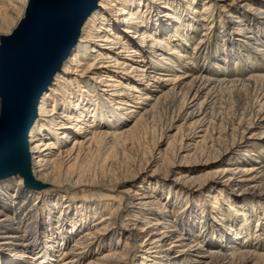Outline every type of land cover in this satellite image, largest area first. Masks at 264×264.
<instances>
[{
  "label": "bare ground",
  "instance_id": "6f19581e",
  "mask_svg": "<svg viewBox=\"0 0 264 264\" xmlns=\"http://www.w3.org/2000/svg\"><path fill=\"white\" fill-rule=\"evenodd\" d=\"M28 1L0 0V38L13 31ZM197 1L95 0L39 96L26 173L10 159L0 168V264H52L57 247L60 264H264V255L227 249L251 236L254 219L257 233L264 223V162L249 165L256 141H264V68L247 78L214 66L176 78L156 72L176 71L166 55H181L152 31L163 39L183 23L184 2L189 10L193 4L194 24L203 21ZM245 1L210 0L206 11L216 7L232 25L247 6V14L264 20L260 5ZM252 16L240 17L235 32L240 37L247 19L248 49L264 60ZM227 50L230 66L241 53L232 42ZM123 53L144 63L126 86L117 74L126 65ZM148 136L152 148L130 155ZM67 137L75 144L64 150Z\"/></svg>",
  "mask_w": 264,
  "mask_h": 264
},
{
  "label": "water",
  "instance_id": "95a60500",
  "mask_svg": "<svg viewBox=\"0 0 264 264\" xmlns=\"http://www.w3.org/2000/svg\"><path fill=\"white\" fill-rule=\"evenodd\" d=\"M95 0H29L13 31L0 38V168L25 174L27 134L41 92L67 55Z\"/></svg>",
  "mask_w": 264,
  "mask_h": 264
},
{
  "label": "rangeland",
  "instance_id": "374dc122",
  "mask_svg": "<svg viewBox=\"0 0 264 264\" xmlns=\"http://www.w3.org/2000/svg\"><path fill=\"white\" fill-rule=\"evenodd\" d=\"M210 0H198L196 7L198 10V16H200L201 18L205 19L203 21H200L196 24H194V21L191 20V15L190 13H192L190 10L191 8H193V4L189 5L190 6V10L186 9V6L188 5L187 2H184L183 5V11L182 15H178L182 18H184L183 23H178L177 27L174 28L172 27V21H173V15H169L168 17L166 16V22L169 24L168 26L172 29L169 30V32H167L164 36L163 39L158 38V32L152 31L153 36L157 39V40H162V42L168 46L170 49H173L177 51H175L176 53H178L179 55H183V57L180 56V58L173 56V55H166V58H170L172 60H174V66L176 68V71H164V70H157L156 72L158 73L157 75L158 78L161 79H165L163 78V75H170L169 77L171 78H176L178 76H182L183 73H181V71L186 72L189 70H193L194 73H198L201 70L205 69V68H210L213 69L214 67H217L218 70H220V72H225L228 73L229 71L230 73V77L232 78H247L249 76L250 73H252L253 71H258L259 68H264V60H261L259 57L256 56L255 51L254 50H249L248 49V45L250 42V35L248 32V29H245L246 24L249 22L247 19H244V26L240 27L244 29V32L241 31L239 32V35L237 36V32H235L236 26L235 23H237V21H240V17L243 18L244 15H247V17L252 16L249 12L247 14V11L249 10V7H240L237 9L238 14L234 17L236 21H234V23L232 25H230L231 22H228V19L225 17V15L219 14L218 9L215 7L213 9V7H210V10L206 11L207 9V3ZM237 2L241 1V0H235ZM244 4L250 6V8H255L258 5H260L259 8H262V11L264 13V0H246L244 2ZM188 7V6H187ZM189 8V7H188ZM209 8V7H208ZM212 8V9H211ZM182 9V7L180 8ZM250 14V15H249ZM253 21H256V25L253 27V29L255 30V33L253 31V35L254 37L257 39L258 38H264V20L263 19V15H262V19L261 17L257 18V17H253ZM243 20V19H242ZM193 24V25H192ZM254 25V22L251 23ZM179 26V27H178ZM193 26V27H192ZM256 28H258L256 30ZM5 28H3L4 30ZM180 33L178 36L177 33ZM205 35V36H204ZM257 35V36H256ZM229 36V42L227 43V39ZM244 37H246V39H244ZM234 38H241L240 40L241 43L237 42ZM185 40V42H184ZM244 40H247L244 44ZM202 41V44H200V42ZM230 42H232V47H237L238 48V52L241 53L239 54V58L237 60H233V64L230 66H225L224 62L225 59L224 58V54H227V46H230ZM150 43V42H148ZM228 45H227V44ZM184 44V46L182 45ZM137 49H139V47L137 46ZM146 49V48H145ZM236 49V48H233ZM149 52H152L150 49H146ZM173 52V51H170ZM233 52V51H232ZM157 53H161V51H157L156 54L153 56L157 57V59H160L161 56L157 55ZM94 56L98 55L97 52H93ZM126 53H123V55L120 57L119 61L121 62H126V65L124 66H120V68L117 70L119 73L118 76L121 78L120 81L124 83V85H129L131 83V81H128L126 79V77H131L135 74V69L140 66V68H142V66H144V63L142 64L141 58L138 57H134L133 60L131 61H127L125 60V58H123L125 56ZM162 54V53H161ZM149 58H152V56H150ZM184 58V59H183ZM156 59V58H154ZM156 59V60H157ZM219 64L215 65L214 63L217 61ZM168 60H164V63H168ZM210 61V64H209ZM223 61V63H222ZM150 62V61H149ZM162 64V63H161ZM171 64V63H170ZM207 65V66H206ZM246 65H249L248 69L247 67H244ZM132 67V68H131ZM123 68L127 71H123ZM162 67L158 66V69H161ZM258 68V69H257ZM158 71H163V72H158ZM260 71L264 72V69H261ZM259 71V72H260ZM120 72L122 74H120ZM134 72V73H133ZM163 74V75H161ZM168 77V78H169ZM146 79V78H145ZM143 79V82L144 80ZM114 81H118L117 79ZM145 84V82H144ZM120 90H125V89H121ZM164 89H169V86H164L162 87L161 90L162 91ZM165 91V90H164ZM157 92V93H158ZM159 94V93H158ZM133 120V118H130L129 121L127 123H130ZM99 131V130H98ZM149 134V133H148ZM28 136V135H27ZM68 139V140H67ZM142 142V143H141ZM140 143V144H139ZM65 144V145H64ZM75 144V138L72 137H67L65 143H62V148L64 150L67 149H71L73 147V145ZM134 147H132L130 149L129 154L132 155H138L139 153H142L143 149H147L150 150L153 146V140H151L149 138V136L141 141H138L135 143V145H133ZM164 149V148H163ZM254 153L255 155H252L250 164L249 165H255L256 161H263L264 162V141H256V144L254 146ZM252 150V149H251ZM55 153H57L58 151L55 150ZM238 155H236L235 157H238ZM259 158V159H258ZM97 159V158H96ZM257 165V164H256ZM226 208V206H225ZM258 213L261 212L260 209H258L257 211ZM250 214V212H249ZM252 215V214H251ZM226 217L227 223H233V221H231V218L225 214L224 215ZM240 219L237 218L235 222H238ZM264 222V221H263ZM223 228V229H222ZM261 227L258 226L257 222L254 219V223L252 222L251 224V236L247 237V238H242L239 240L238 244H233L230 243L228 244L227 249L231 250V249H236V248H240L243 250H250L255 252V254L257 255H264V223L262 226V230L257 233V231L260 229ZM221 229L223 231H228V228L226 229L225 226H221ZM217 229H214V231L218 232ZM230 232V231H229ZM260 237H258V236ZM230 236V235H229ZM209 237H211V235H209ZM209 239V238H208ZM214 238L211 239V241ZM124 244V241H122V245ZM67 247V246H66ZM212 246H207V250L209 251L210 248ZM60 247H57L54 249L53 253H52V264H60V251H59ZM205 252V251H204ZM206 253V252H205ZM203 255H206V254ZM87 259L82 263L85 264L87 262ZM256 260H260L259 257H256ZM188 264V263H186ZM242 264V262L240 263Z\"/></svg>",
  "mask_w": 264,
  "mask_h": 264
}]
</instances>
